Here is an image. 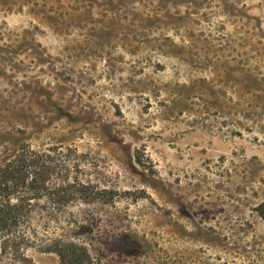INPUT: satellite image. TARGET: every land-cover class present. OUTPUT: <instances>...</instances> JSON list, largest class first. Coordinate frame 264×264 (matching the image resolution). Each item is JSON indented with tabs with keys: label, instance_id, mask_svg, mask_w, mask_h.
<instances>
[{
	"label": "rangeland",
	"instance_id": "374dc122",
	"mask_svg": "<svg viewBox=\"0 0 264 264\" xmlns=\"http://www.w3.org/2000/svg\"><path fill=\"white\" fill-rule=\"evenodd\" d=\"M23 147L0 264H264V0H0V163Z\"/></svg>",
	"mask_w": 264,
	"mask_h": 264
},
{
	"label": "trees",
	"instance_id": "16d2710c",
	"mask_svg": "<svg viewBox=\"0 0 264 264\" xmlns=\"http://www.w3.org/2000/svg\"><path fill=\"white\" fill-rule=\"evenodd\" d=\"M36 162L33 151L23 147L13 158L4 159L0 163V237L6 248L11 244L15 245L10 238L13 235L18 244L20 240L30 241L31 234L26 233L29 232L26 222H30L33 216V202L39 183L45 180L44 174L41 180L33 170ZM263 208L264 203L260 206L261 212ZM51 248H55L63 260L70 259L72 264H85L79 253L75 258L72 257L74 251L79 250L73 243L55 241L52 247H48Z\"/></svg>",
	"mask_w": 264,
	"mask_h": 264
}]
</instances>
